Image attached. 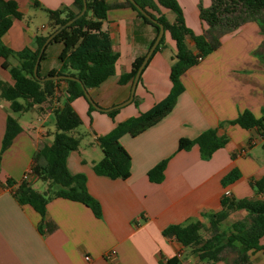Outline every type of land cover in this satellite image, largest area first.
<instances>
[{"label":"crops","instance_id":"1","mask_svg":"<svg viewBox=\"0 0 264 264\" xmlns=\"http://www.w3.org/2000/svg\"><path fill=\"white\" fill-rule=\"evenodd\" d=\"M15 1L23 17L14 18L2 36L3 43L14 51L37 50L39 37L48 36L53 29L50 10L68 7L78 11L74 0ZM177 1L187 26L195 33L207 28L199 5L207 6L210 0ZM106 3L103 27L109 31L119 57L115 72L98 87L88 89L104 108L130 98L133 81L121 83L120 78L131 70L136 58L148 52L157 36L155 28L138 16L127 0ZM160 8L172 24L175 12ZM27 16H45L48 23L32 27L26 22ZM220 39L217 49L181 75L185 89L169 114L137 135L121 136V144L131 155V174L126 179L94 171V163L103 157L97 138L151 108L171 91L170 69L177 47L170 31H165L163 43L143 70L133 99L117 107L114 117L104 110L89 111V102L83 96L74 100L73 106L85 125L78 135H86L87 128L94 141L89 139L72 151L67 164L71 172L87 176L88 191L101 205L100 216L81 201L59 196L49 200L42 217L15 195L17 185L8 184V179L20 182L30 172L27 181L33 187L42 186L40 190L45 188L34 169L43 162L37 153L45 142L53 140V108L64 102L67 82H58L53 102L35 103L25 111H13L9 101L0 97V150L8 116L17 118L22 126L0 163V264H168L174 256L183 264H227L223 260L207 263L175 236L163 233L167 226L188 220H201L209 226V216L222 209L226 189L234 199L261 197L251 182L264 175V137L258 127L245 128L232 121L246 109L264 117V62L259 56L264 34L257 22L250 21ZM186 42L193 52L197 51L191 37ZM56 43L51 54L40 61L44 75L61 68L63 44ZM8 61L20 64L15 55ZM3 62L0 55V78L6 80ZM208 128L229 136L210 158L201 157L197 144L179 149L181 138L193 139ZM165 159L163 180H150L148 171ZM232 170H238L239 177L225 184L223 179ZM235 213L245 215L246 211L232 212L229 218L233 221ZM260 243L264 246V237ZM250 257L253 264H264V247L251 251Z\"/></svg>","mask_w":264,"mask_h":264},{"label":"trees","instance_id":"2","mask_svg":"<svg viewBox=\"0 0 264 264\" xmlns=\"http://www.w3.org/2000/svg\"><path fill=\"white\" fill-rule=\"evenodd\" d=\"M136 1L150 16L163 23L165 31L169 30L176 42L177 50L172 58L173 62L170 69L173 87L163 99L151 108L119 123L111 131L97 138V142L103 150V157L94 163L93 169L97 174L113 179H126L131 174V155L121 144V136L125 133L137 135L171 112L179 95L185 89L181 82V75L187 69L217 49L221 44L220 38L223 35L234 31L247 22H257L261 33L264 34V0H210L207 6L200 3V17L207 24V28L201 33H195L193 29L187 26L183 9L177 0ZM127 2L137 11L139 17L155 28L157 35L159 32L158 24L146 17L130 0ZM74 3L78 11L68 7L50 10L53 20L52 32L78 14L83 8V0H74ZM161 6L175 12L176 19L172 24L162 12ZM22 17L23 13L15 0H0V55L4 58L3 67L9 69L13 78V83L0 78V97L9 101L13 111H25L35 103L53 102L60 80L67 82V88L64 102L53 108L56 125L53 140L45 142L37 153L43 162L37 163L34 169L45 182V188L43 190L37 189L24 179L20 182L8 179V184L17 185L14 190L15 195L22 203L32 205L42 217L47 213L49 200L59 196L81 201L90 206L96 215L100 216L101 205L88 191L87 176L84 173L71 172L67 159L72 151L79 149L82 139L81 135L74 132L83 123L73 106L74 100L81 96L86 98L83 86L87 89L98 87L108 79L115 72V64L119 57V54L113 49L109 31L103 27V22L107 18L106 0H87L86 12L59 31L49 42L57 41L63 44L60 53L62 65L60 69H52L44 76L69 74L79 80L47 79L43 81L34 75L36 59L48 36L39 37V46L35 51L28 48L14 51L3 43L2 36L11 27L13 19ZM164 36L165 32L152 55L163 43ZM188 37L195 41L196 52L188 47L186 42ZM10 55L17 56L20 59V64L11 65L8 61ZM145 55L133 61L131 70L121 76V83L133 81ZM45 56L46 51L43 52L41 60ZM259 56L264 62V40L259 49ZM68 68H71L72 72H69ZM95 109L93 104L89 102V111ZM116 109L107 113L114 115ZM232 123H237L245 128L258 127L264 137V117H256L248 109L242 111ZM21 130L22 126L18 119L9 115L0 150V163L3 152ZM228 140V135H219L215 128H208L193 139L181 138L179 149H188L197 144L201 157L208 159ZM166 164L167 159L151 168L148 171L150 180L162 181ZM238 177V170H232L224 177L223 182L225 184L233 182ZM251 185L255 193L260 194L261 197L251 196L234 199L230 195H224L221 200L222 209L209 216V226H205L201 220H188L184 223L167 226L163 233L175 236L191 252L197 253L199 258L207 263L223 260L227 264H253L250 252L264 247L260 243L261 238L264 237V175L251 182ZM236 210H245L246 214L233 221L232 224L230 223L227 229L220 228L231 213ZM205 232H208L209 235H205ZM167 263L183 264L182 260L176 256L169 258Z\"/></svg>","mask_w":264,"mask_h":264},{"label":"water","instance_id":"3","mask_svg":"<svg viewBox=\"0 0 264 264\" xmlns=\"http://www.w3.org/2000/svg\"><path fill=\"white\" fill-rule=\"evenodd\" d=\"M136 7L138 10H140L146 17H148L152 22L158 24L159 26V32L153 42V44L151 45V47L149 48L148 52L146 53L145 55V58L144 60L142 61L141 65L139 66L136 74H135V77L133 79V84H132V89H131V96L128 100H126L125 102L123 103H120V104H117L115 106H112V107H108V108H104V107H101L97 102H95V100L91 97L88 89L84 87V91H85V96L86 98L88 99V101L90 103L93 104V106L96 108V109H99V110H104V111H110L114 108H117V107H120L128 102H130L133 97H134V93H135V89H136V86H137V83L139 81V78L141 76V73L143 71V68L145 67V65L147 64V62L149 61L152 53L154 52V50L156 49L157 45L159 44L164 32H165V28H164V25L163 23L159 22L157 19L153 18L152 16H150L148 14V12L136 1V0H130ZM87 10V0H83V8L80 10V12L78 14H76L74 17L70 18L65 24L61 25L59 28H57L54 32H52L51 34L48 35V37L46 38L45 42L43 43V45L41 46L40 48V52L38 54V57L36 59V62H35V65H34V75L41 79V80H47V79H77L79 80L77 77L73 76V75H69V74H53V75H48V76H44V77H41L38 75V67L40 65V61H41V57H42V54L43 52L45 51L46 49V46L48 45V43L52 40V38L59 32L61 31L64 27H66L67 25L71 24L73 21H75L77 18H79L80 16H82Z\"/></svg>","mask_w":264,"mask_h":264},{"label":"rangeland","instance_id":"4","mask_svg":"<svg viewBox=\"0 0 264 264\" xmlns=\"http://www.w3.org/2000/svg\"><path fill=\"white\" fill-rule=\"evenodd\" d=\"M26 22L30 25V26H32V27H37L38 25H41L42 23H48V20L45 18V16H43L42 18L41 17H37V18H35L34 16H32V17H26ZM44 34L46 33L45 31L43 32ZM57 41H52L51 43H49V46H47V48L45 49V51H46V55L47 54H51V52H52V50H53V48H54V46L57 44L56 43ZM3 71H4V78L6 79V81H8V82H10V83H13V78H12V76H11V73H10V71H9V69H3ZM39 76H43L44 75V73H43V67H41V65H40V67H39ZM171 79V78H170ZM172 87H173V85H172ZM172 89V88H171ZM20 100H22V99H20ZM117 111L115 112V114L114 115H110L109 113V115L111 116V117H114L116 114H117V112H118V110H119V108H117L116 109ZM34 114H36V113H34ZM84 124L82 123L79 127H77L76 129H75V133L76 134H78V131H81V130H83V128H84ZM86 128V127H85ZM86 135H83V136H81L82 137V139H81V144L80 145H83V143H85L87 140H91V141H94V139H93V137H92V135L88 132V130H87V128H86ZM34 187H36V188H38V187H41V188H39V189H42V186H39V185H36V186H34ZM244 215H242L241 213H235L234 215H233V218L236 220V219H240V218H242ZM232 219L231 218H228V219H226L225 220V222L221 225V227L220 228H222V229H227V227H229L230 226V223L232 224V222H233V220L231 221ZM205 235H209V233L208 232H205Z\"/></svg>","mask_w":264,"mask_h":264},{"label":"built area","instance_id":"5","mask_svg":"<svg viewBox=\"0 0 264 264\" xmlns=\"http://www.w3.org/2000/svg\"><path fill=\"white\" fill-rule=\"evenodd\" d=\"M29 175H30V172H26L25 173V175H24V180H27L28 178H29ZM224 195H231L230 194V191L228 190V189H226L225 191H224ZM87 259H89V257L87 256Z\"/></svg>","mask_w":264,"mask_h":264}]
</instances>
